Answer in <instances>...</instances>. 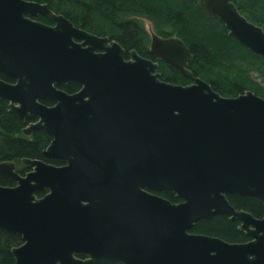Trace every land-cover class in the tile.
<instances>
[{"label": "water", "instance_id": "obj_1", "mask_svg": "<svg viewBox=\"0 0 264 264\" xmlns=\"http://www.w3.org/2000/svg\"><path fill=\"white\" fill-rule=\"evenodd\" d=\"M199 7L264 58V28L232 0ZM150 51L157 61L136 50L128 59L119 42L47 4L0 0V72L15 79H0V100L34 120L25 135L52 136L46 158L66 162L24 159V175L0 162L16 183L0 185V229L23 241L12 249L16 264H264V218L228 199L264 204V98L216 92L189 70L192 52L177 37L154 35ZM159 61L191 84L163 81ZM69 83L80 90L59 88ZM216 215L240 221L248 241L191 233Z\"/></svg>", "mask_w": 264, "mask_h": 264}, {"label": "trees", "instance_id": "obj_2", "mask_svg": "<svg viewBox=\"0 0 264 264\" xmlns=\"http://www.w3.org/2000/svg\"><path fill=\"white\" fill-rule=\"evenodd\" d=\"M47 4L57 14L68 18L75 26L97 36H107L119 42L127 55L136 50L142 57L156 61L149 47V35L135 16H145L159 23V35L177 37L190 48L193 60L189 70L212 85L216 92L226 97H237L253 90L264 97V58L251 52L229 35L219 18H208L199 7V0H32ZM240 12L254 24L264 28V0H232ZM41 20L47 22L44 18ZM163 81L188 85L190 79L176 67L160 62ZM0 79L14 83L15 79L0 72ZM67 93L80 90L77 83L60 86ZM51 105V103H47ZM7 100H0V162H15L18 172L25 174L30 168L22 164L24 159L43 160L62 166V160L48 159L44 151L53 138L44 130L32 135L24 134L32 122L22 121L10 112ZM0 185L15 186L0 174ZM173 203L180 200L175 194L159 193ZM45 193H39L44 196ZM232 206L239 211L264 218V204L249 196L228 195ZM241 222L229 216L216 215L195 224L191 233L221 238L230 243H244L248 237L240 229ZM23 243L20 235L0 229V264H16L12 252Z\"/></svg>", "mask_w": 264, "mask_h": 264}, {"label": "rangeland", "instance_id": "obj_3", "mask_svg": "<svg viewBox=\"0 0 264 264\" xmlns=\"http://www.w3.org/2000/svg\"><path fill=\"white\" fill-rule=\"evenodd\" d=\"M32 1V0H31ZM134 18H137L141 24L144 26V28L146 29V31L148 32L149 35V47H151V43H152V39L154 35L160 36L159 35V23L156 20H153L149 17H145V16H135ZM45 22V21H44ZM46 23V22H45ZM50 22L47 21V24H49ZM51 24V23H50ZM161 37V36H160ZM159 70H160V63H159ZM158 70V72L160 73V71ZM189 85V84H188ZM251 91V90H249ZM252 92H254L252 90ZM255 93V92H254ZM256 94V93H255ZM259 96V95H258ZM226 97V96H225ZM262 97V96H261ZM264 98V97H263ZM161 193V192H160Z\"/></svg>", "mask_w": 264, "mask_h": 264}, {"label": "flooded vegetation", "instance_id": "obj_4", "mask_svg": "<svg viewBox=\"0 0 264 264\" xmlns=\"http://www.w3.org/2000/svg\"><path fill=\"white\" fill-rule=\"evenodd\" d=\"M41 18H42V17L36 18V20L43 21V20H41ZM43 22H44V21H43ZM46 23H47V22H46ZM49 25H54V24H53V23H51V24L49 23ZM128 56H129V55H128ZM59 88H60V86H59ZM44 103H45L46 105H48L47 103H50V102L45 101ZM51 105H52V103H51ZM51 105H48V106H51ZM64 162H65V161H64ZM65 164H66V162H65ZM65 164H64V165H65ZM25 167H26V166H25ZM28 168H29V167H28ZM25 174H26V173H25ZM161 193H162V192H161ZM158 194H159V193H158ZM159 195H161V194H159ZM161 196H162V195H161ZM239 222H240V221H239Z\"/></svg>", "mask_w": 264, "mask_h": 264}, {"label": "bare ground", "instance_id": "obj_5", "mask_svg": "<svg viewBox=\"0 0 264 264\" xmlns=\"http://www.w3.org/2000/svg\"><path fill=\"white\" fill-rule=\"evenodd\" d=\"M193 229V228H192Z\"/></svg>", "mask_w": 264, "mask_h": 264}]
</instances>
